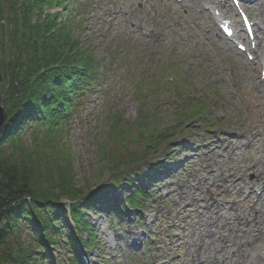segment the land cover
<instances>
[{
  "label": "rangeland",
  "instance_id": "rangeland-1",
  "mask_svg": "<svg viewBox=\"0 0 264 264\" xmlns=\"http://www.w3.org/2000/svg\"><path fill=\"white\" fill-rule=\"evenodd\" d=\"M110 1L73 0L70 5L73 20L69 27L79 40V49L102 67L97 84L84 96L59 135L61 142L57 145L71 155V160L67 156L60 158L61 166H55L54 159L51 161L52 158H48L39 145L42 141H51L43 137L34 138L33 129L22 136L21 143L41 155V158L38 155L36 158L41 162L38 166L42 171L40 174L55 176L61 172L64 176L62 181L74 184L73 188L82 190L81 195H87V200H90L91 206H87L91 209L84 215L95 226L98 245L90 250L79 248L88 254L92 264H153L158 248L168 257L166 261L173 264L171 259L178 254V248L174 250L175 246H172L177 239L172 232L178 235L182 230L173 229L172 226L179 222L171 221L169 217H175L179 210L180 203L176 200L180 189L183 186L189 188L195 181L193 176L202 174L201 164L210 156L217 159L220 167L236 165L237 161L242 165L255 163L253 148L245 146L241 153L238 152L239 159L229 163L220 162L216 154L207 152L206 147L209 142H220L233 132H245L262 125L264 107L258 98L232 97L233 88L222 86L215 79L220 65L213 51L220 49L227 54L217 43L208 44V53L196 58L192 43L178 30L169 33L177 36L180 45L177 49L164 44H149L142 37L135 38L122 22L118 33L111 36V25L104 19ZM161 1L164 16L187 19L188 11L183 7L186 1L182 4L176 0ZM5 6L7 16L14 20L12 7L18 9V0H5ZM142 7V4L137 5V9ZM47 12L58 13L59 9L48 8ZM141 13L134 10L132 15L135 17ZM2 19L0 25L4 22ZM63 19L65 21L66 17ZM4 25L10 29L8 23ZM1 32L0 26V38ZM225 55L228 67H238L243 63L233 54ZM15 56L16 53L10 49L8 60L13 62ZM243 58L248 61L246 56ZM0 75V97L8 98L6 89L9 81L2 72ZM172 77L174 81H170ZM234 80L243 81L242 78ZM245 100L248 108L244 106ZM196 104L203 106L202 119L193 117L187 110ZM154 130L160 134L169 132L158 151L146 145L148 134ZM115 132L118 133L116 139L119 144H113L111 135ZM119 133H124V137H119ZM195 150L198 157L194 156ZM259 150L264 155L262 141ZM145 153L148 157L142 159ZM6 154L17 156L20 153L15 144H11L7 146ZM248 178L254 180V174ZM129 179L149 193L143 200V209L128 206L127 212L120 215L119 204H125L126 198L132 194L126 183ZM44 186H52L59 195L63 191L59 181H45ZM134 230L144 232L143 246L136 248ZM191 236L189 232V238ZM29 237L30 230L23 225L0 248V259L9 249L25 248ZM188 250L184 246L180 254L185 258ZM50 255L55 264L68 260L63 247H52Z\"/></svg>",
  "mask_w": 264,
  "mask_h": 264
},
{
  "label": "trees",
  "instance_id": "trees-1",
  "mask_svg": "<svg viewBox=\"0 0 264 264\" xmlns=\"http://www.w3.org/2000/svg\"><path fill=\"white\" fill-rule=\"evenodd\" d=\"M71 1L18 0V9L12 7L15 19L10 20L5 12V0H0V18H4L0 25V72L9 81L8 98L0 97V101L10 115L8 125L0 133V248L23 225L30 230L25 248L3 252L0 264H40L48 259L44 238L52 242L57 235L65 234L72 240L66 210L56 204L63 195L75 198L82 190L62 181L61 172L59 176L40 174L41 162L36 158L41 155L21 143L28 127L47 128L41 130L43 134L35 131L36 138L51 141L39 144L47 157L54 159L55 166H61L60 158L67 156L71 160V155L57 145L60 132L56 126L73 113L82 92L96 84L95 61L79 49V40L72 35L69 21L63 19L68 16L66 19L71 21L72 13L67 5ZM53 7L61 11L48 13V8ZM10 49L16 53L13 62L8 60ZM160 136L155 142H160ZM11 144L18 148L19 155L6 154ZM45 181H59L62 193L59 195L52 186L45 188ZM74 216L80 228L91 230L79 208ZM72 249L76 251L75 246Z\"/></svg>",
  "mask_w": 264,
  "mask_h": 264
},
{
  "label": "bare ground",
  "instance_id": "bare-ground-1",
  "mask_svg": "<svg viewBox=\"0 0 264 264\" xmlns=\"http://www.w3.org/2000/svg\"><path fill=\"white\" fill-rule=\"evenodd\" d=\"M185 1L186 5L183 7L188 11L187 19L180 16L169 19V16H164L161 0H111L104 12V19L111 25V36L118 33L122 22L135 38L142 37L149 44H164L175 49L180 46L179 41L176 35L170 36L169 33L178 30L192 43L196 58L208 53V44L217 43L227 54L235 55L243 63L238 67H228L224 61L225 54L216 49L213 53L218 58L220 67L215 79L222 86L233 88L232 97L242 95L247 100L258 98L264 107V81L261 78L263 68L260 69L258 65L260 61L264 62L261 51L264 47V0H242L247 2L246 8L255 22L258 47L251 49L249 54L256 55L257 63L245 62L242 52H234L231 43L219 32L221 30L218 28L219 17L216 12H220L225 21H231L229 14L235 16V9L233 10L228 0ZM138 4L143 7L137 9ZM134 10L142 13L133 17ZM157 24L161 25L160 28ZM238 38L245 41L241 33ZM239 44L245 45L244 42ZM234 78H242L243 81L238 82ZM243 103L248 108L247 101ZM261 141L263 148L264 123L245 132H233L220 142H209L206 149L209 154H216L220 162L230 163L239 159L238 152L241 153L246 146L253 148L255 162L264 164V157L259 150ZM194 156L198 157L196 150ZM242 164L237 161L236 165L220 167L217 159L210 156V159H204L201 164L202 174L194 175L193 183V180L187 182L191 183L189 188L183 186L180 189L176 200L180 203L179 210L175 217H169V220L179 222L173 229L182 230V234L178 235L172 232L177 237L172 246H175L174 250L178 248V254L171 259L173 264H264V183H261L262 192L257 204L241 200V194L247 189L246 172L252 170L251 164ZM254 174L264 181V167L257 168V173ZM189 232L192 233L190 238ZM132 234L137 247L143 246L144 232L134 230ZM184 246L189 250L183 260L180 252ZM159 254L165 259L161 251Z\"/></svg>",
  "mask_w": 264,
  "mask_h": 264
},
{
  "label": "water",
  "instance_id": "water-1",
  "mask_svg": "<svg viewBox=\"0 0 264 264\" xmlns=\"http://www.w3.org/2000/svg\"><path fill=\"white\" fill-rule=\"evenodd\" d=\"M9 120L7 108L0 103V132L6 127Z\"/></svg>",
  "mask_w": 264,
  "mask_h": 264
}]
</instances>
